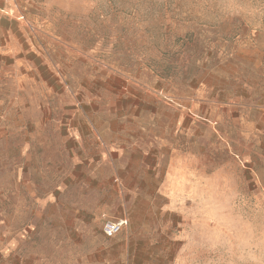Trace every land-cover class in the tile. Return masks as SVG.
I'll use <instances>...</instances> for the list:
<instances>
[{
    "label": "rangeland",
    "instance_id": "rangeland-1",
    "mask_svg": "<svg viewBox=\"0 0 264 264\" xmlns=\"http://www.w3.org/2000/svg\"><path fill=\"white\" fill-rule=\"evenodd\" d=\"M11 3L0 264H264V0Z\"/></svg>",
    "mask_w": 264,
    "mask_h": 264
},
{
    "label": "built area",
    "instance_id": "built-area-1",
    "mask_svg": "<svg viewBox=\"0 0 264 264\" xmlns=\"http://www.w3.org/2000/svg\"><path fill=\"white\" fill-rule=\"evenodd\" d=\"M126 223V220L120 219L115 222H110L106 225L105 232L108 236H113L119 230L122 229L123 225Z\"/></svg>",
    "mask_w": 264,
    "mask_h": 264
},
{
    "label": "crops",
    "instance_id": "crops-1",
    "mask_svg": "<svg viewBox=\"0 0 264 264\" xmlns=\"http://www.w3.org/2000/svg\"><path fill=\"white\" fill-rule=\"evenodd\" d=\"M12 0H0V11H7L12 4Z\"/></svg>",
    "mask_w": 264,
    "mask_h": 264
}]
</instances>
